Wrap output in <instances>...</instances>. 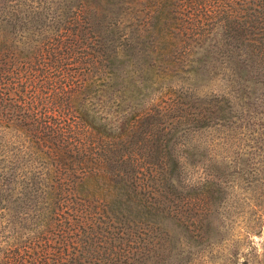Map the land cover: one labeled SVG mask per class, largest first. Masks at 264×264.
<instances>
[{
  "label": "trees",
  "instance_id": "obj_1",
  "mask_svg": "<svg viewBox=\"0 0 264 264\" xmlns=\"http://www.w3.org/2000/svg\"><path fill=\"white\" fill-rule=\"evenodd\" d=\"M256 118L264 0H0V264H187Z\"/></svg>",
  "mask_w": 264,
  "mask_h": 264
},
{
  "label": "rangeland",
  "instance_id": "obj_2",
  "mask_svg": "<svg viewBox=\"0 0 264 264\" xmlns=\"http://www.w3.org/2000/svg\"><path fill=\"white\" fill-rule=\"evenodd\" d=\"M243 131L245 135L212 131L197 137L201 146L206 147L205 159L233 161L242 157L249 158L250 165L242 168L232 164L226 171L222 183L224 197L210 240L191 248L187 264H242L250 254H264V123L259 118L251 119ZM186 175L194 187L195 208L199 209L202 183L214 175L213 168L206 163L188 168Z\"/></svg>",
  "mask_w": 264,
  "mask_h": 264
}]
</instances>
